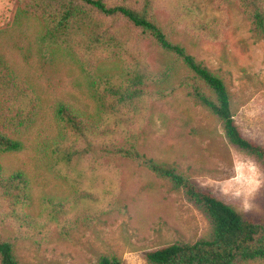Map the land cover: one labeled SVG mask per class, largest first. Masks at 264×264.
Instances as JSON below:
<instances>
[{
  "label": "rangeland",
  "instance_id": "rangeland-1",
  "mask_svg": "<svg viewBox=\"0 0 264 264\" xmlns=\"http://www.w3.org/2000/svg\"><path fill=\"white\" fill-rule=\"evenodd\" d=\"M17 2L0 0V49L31 86L23 110L35 123L20 135L22 149L0 153V163L6 172L29 176L31 199L21 210L25 221L0 204V232L15 244L20 262L96 264L108 254L125 264H149L148 251L209 234L203 210L136 160L90 159L79 166L59 161L57 106L103 112L82 68L43 48L33 21L16 22ZM156 7L171 39L224 77L240 128L264 144V40L253 33L240 1L160 0ZM147 46L154 68L166 69L171 56L153 42ZM186 74L183 67L176 71L173 94L150 96L145 117L111 137L178 167L240 211L264 217V167L227 141L221 122L181 83ZM108 124L115 125L112 118ZM38 220L45 225L37 226Z\"/></svg>",
  "mask_w": 264,
  "mask_h": 264
},
{
  "label": "trees",
  "instance_id": "trees-1",
  "mask_svg": "<svg viewBox=\"0 0 264 264\" xmlns=\"http://www.w3.org/2000/svg\"><path fill=\"white\" fill-rule=\"evenodd\" d=\"M160 0H18L16 22L33 21L43 48L69 57L85 72L89 87L103 112L61 103L55 115L62 140L55 154L69 166L87 160L129 158L168 180L173 188L203 210L210 232L193 242L175 241L146 253L149 264H250L264 261V217L242 212L226 203L178 167L142 154L133 143L116 144L113 134L136 125L148 111L150 96L168 97L177 89L171 82L185 68L181 83L196 103L221 122L227 141L264 167V144L248 138L238 124L232 95L224 77L198 60L156 17ZM258 39L264 40V0H239ZM27 35V32H23ZM157 44L171 56L163 71L148 59L147 43ZM31 86L0 49V153L22 149L19 139L34 120L23 107ZM33 93V92H32ZM112 118L115 125L108 121ZM132 135V142H133ZM31 180L21 171L6 172L0 163V204L16 217L31 199ZM92 198L91 194H87ZM94 201L96 198H92ZM22 220H27L25 213ZM37 226L45 224L39 220ZM0 264H22L15 244L0 232ZM46 264V263H41ZM96 264H125L103 254Z\"/></svg>",
  "mask_w": 264,
  "mask_h": 264
}]
</instances>
